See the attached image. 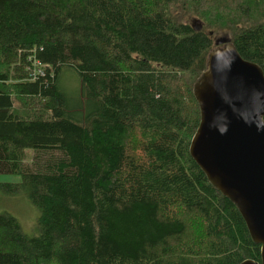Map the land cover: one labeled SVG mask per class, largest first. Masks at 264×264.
Segmentation results:
<instances>
[{
  "label": "trees",
  "instance_id": "1",
  "mask_svg": "<svg viewBox=\"0 0 264 264\" xmlns=\"http://www.w3.org/2000/svg\"><path fill=\"white\" fill-rule=\"evenodd\" d=\"M217 38L264 74V0H0V192L38 210L0 214V264L260 262L189 155Z\"/></svg>",
  "mask_w": 264,
  "mask_h": 264
},
{
  "label": "water",
  "instance_id": "2",
  "mask_svg": "<svg viewBox=\"0 0 264 264\" xmlns=\"http://www.w3.org/2000/svg\"><path fill=\"white\" fill-rule=\"evenodd\" d=\"M193 85L199 124L189 155L209 184L242 217L264 264V74L217 38Z\"/></svg>",
  "mask_w": 264,
  "mask_h": 264
},
{
  "label": "rangeland",
  "instance_id": "3",
  "mask_svg": "<svg viewBox=\"0 0 264 264\" xmlns=\"http://www.w3.org/2000/svg\"><path fill=\"white\" fill-rule=\"evenodd\" d=\"M60 86L70 99L76 98L79 94L77 78L70 71L63 72ZM32 156L33 152L27 151L25 162H31ZM20 181V177L15 175H0V183H19ZM0 214L14 217L24 235H34L38 220V210L29 202L25 194L7 196L0 192Z\"/></svg>",
  "mask_w": 264,
  "mask_h": 264
}]
</instances>
